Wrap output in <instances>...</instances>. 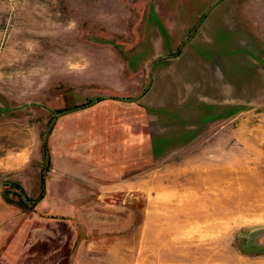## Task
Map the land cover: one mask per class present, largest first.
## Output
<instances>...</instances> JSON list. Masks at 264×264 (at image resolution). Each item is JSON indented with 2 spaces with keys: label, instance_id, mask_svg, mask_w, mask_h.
Returning <instances> with one entry per match:
<instances>
[{
  "label": "rangeland",
  "instance_id": "obj_1",
  "mask_svg": "<svg viewBox=\"0 0 264 264\" xmlns=\"http://www.w3.org/2000/svg\"><path fill=\"white\" fill-rule=\"evenodd\" d=\"M40 174L71 264H264V0H0V223Z\"/></svg>",
  "mask_w": 264,
  "mask_h": 264
},
{
  "label": "crops",
  "instance_id": "obj_2",
  "mask_svg": "<svg viewBox=\"0 0 264 264\" xmlns=\"http://www.w3.org/2000/svg\"><path fill=\"white\" fill-rule=\"evenodd\" d=\"M3 204L9 215L0 223V264H71L70 257H62L60 237L57 242L55 236L41 232L44 221L53 215L45 217L33 209L25 215L12 204Z\"/></svg>",
  "mask_w": 264,
  "mask_h": 264
},
{
  "label": "trees",
  "instance_id": "obj_3",
  "mask_svg": "<svg viewBox=\"0 0 264 264\" xmlns=\"http://www.w3.org/2000/svg\"><path fill=\"white\" fill-rule=\"evenodd\" d=\"M98 99H101V97H95L94 99H91V100H88L87 102H86V105L87 104H91V103H94L96 100H98ZM62 111H64V110H62ZM62 111H58V112H62ZM42 149H43V152L45 151V144L44 143H42ZM45 153V152H44ZM46 154V153H45ZM39 182H40V192L38 193V195L35 197V198H33V199H31V203L29 204V207H30V209H33V206H34V204L36 203V200H38L40 197H42V195H43V192H44V188H43V177H42V174H40L39 175ZM19 189H21V187H19ZM23 193H21V195H22ZM2 195V197H3V199L6 201V202H8L9 203V197H6L4 194H1ZM24 199H29V198H27V197H23Z\"/></svg>",
  "mask_w": 264,
  "mask_h": 264
}]
</instances>
